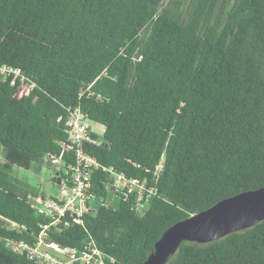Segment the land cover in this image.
Segmentation results:
<instances>
[{
	"label": "trees",
	"instance_id": "16d2710c",
	"mask_svg": "<svg viewBox=\"0 0 264 264\" xmlns=\"http://www.w3.org/2000/svg\"><path fill=\"white\" fill-rule=\"evenodd\" d=\"M163 3L0 0V66L33 85L17 98L18 79L0 73V256L10 264H34L10 243L34 245L42 231L64 249L94 241L106 264H143L174 224L264 188V0ZM76 107L104 130L86 149L99 164L90 209L64 227L25 202L38 193L11 168L59 155ZM103 167L154 186L148 208L114 192ZM166 264H264V220L182 242Z\"/></svg>",
	"mask_w": 264,
	"mask_h": 264
},
{
	"label": "built area",
	"instance_id": "2783aa9c",
	"mask_svg": "<svg viewBox=\"0 0 264 264\" xmlns=\"http://www.w3.org/2000/svg\"><path fill=\"white\" fill-rule=\"evenodd\" d=\"M0 73L13 74L12 84L18 79L17 98L26 95L33 87L23 77L19 70L0 66ZM90 121L78 107L67 109L64 128L66 140L60 143L59 155L48 154L44 158L54 168L57 177L58 194L56 197H45L40 194H30L25 202L40 215L52 220V224H62L67 227L71 222L82 225L84 215L90 209L94 198L92 173L99 168L97 160L86 149L98 146L101 141L94 138L97 135ZM72 155V163L66 164L63 158ZM162 164L157 166V171ZM108 173L109 185L114 192L123 194L127 199H133L136 210H141L156 194L154 186L146 180L128 178L125 174L114 171L112 167L102 168ZM65 219V220H64ZM46 228V227H44ZM44 235V231L41 232ZM39 236L34 245L24 242L10 243L11 250L17 254H24L34 264H106L105 255L97 248L94 241H89L80 250L61 248L54 242H44ZM113 262V259H109Z\"/></svg>",
	"mask_w": 264,
	"mask_h": 264
},
{
	"label": "water",
	"instance_id": "95a60500",
	"mask_svg": "<svg viewBox=\"0 0 264 264\" xmlns=\"http://www.w3.org/2000/svg\"><path fill=\"white\" fill-rule=\"evenodd\" d=\"M264 220V188L224 199L167 229L143 264H166L182 242L206 244Z\"/></svg>",
	"mask_w": 264,
	"mask_h": 264
},
{
	"label": "rangeland",
	"instance_id": "374dc122",
	"mask_svg": "<svg viewBox=\"0 0 264 264\" xmlns=\"http://www.w3.org/2000/svg\"><path fill=\"white\" fill-rule=\"evenodd\" d=\"M169 1L164 0L163 4L166 5ZM91 126L96 130L98 136H102V126L95 124H91ZM1 148L0 145V164L4 162ZM11 174L21 182L32 187L34 189L32 193H38L45 197H56L58 194V185L54 179L56 176L55 170L45 159L41 164H32L28 170L13 165ZM147 208L148 206L145 207V209ZM0 264H10V262L3 256H0Z\"/></svg>",
	"mask_w": 264,
	"mask_h": 264
},
{
	"label": "clouds",
	"instance_id": "9594fccd",
	"mask_svg": "<svg viewBox=\"0 0 264 264\" xmlns=\"http://www.w3.org/2000/svg\"><path fill=\"white\" fill-rule=\"evenodd\" d=\"M103 130H104V129H103ZM161 164H162V162H161ZM55 177H56V176H55ZM56 178H57V177H56ZM57 183H58V181L56 180V184H57ZM146 206H147V205H146ZM146 206H145V207H146ZM145 207H144V208H145Z\"/></svg>",
	"mask_w": 264,
	"mask_h": 264
}]
</instances>
